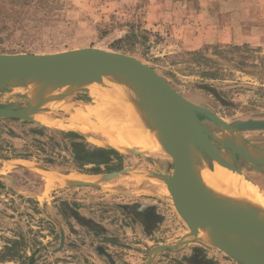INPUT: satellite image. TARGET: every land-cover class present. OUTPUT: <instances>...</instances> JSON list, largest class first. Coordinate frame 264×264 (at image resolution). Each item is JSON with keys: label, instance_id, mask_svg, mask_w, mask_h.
I'll return each instance as SVG.
<instances>
[{"label": "rangeland", "instance_id": "374dc122", "mask_svg": "<svg viewBox=\"0 0 264 264\" xmlns=\"http://www.w3.org/2000/svg\"><path fill=\"white\" fill-rule=\"evenodd\" d=\"M233 12L239 16L231 19ZM84 48L139 59L186 99L231 125L264 120V93L257 90L264 67V0H0V54L46 55ZM195 51L201 55L194 56ZM211 70L219 72L216 80L204 76ZM15 87L0 90V107L22 108L36 98L26 95L35 94L29 85ZM18 92L29 100L17 97ZM61 94L55 110L34 121L0 119V152L15 149L32 155L29 160L0 158V180L6 185L0 192V251L6 245L3 237L23 235L27 245L21 255L35 253V264H146L151 257V264H242L226 250L191 238L166 182L153 174L172 176V158L119 152L121 158L110 156V166L125 169V174L108 181L99 175L97 185L79 181L91 174L72 163L69 140L55 133H79L71 106L96 100L74 89ZM202 117L222 141L233 140L229 131ZM43 128L46 136L34 134ZM235 132L264 150V130ZM85 140L92 148H109ZM40 142L49 144L58 165L44 163L46 155L36 149ZM236 166L252 187L264 189V172L246 162ZM101 169L108 171L106 166ZM47 174L77 182L49 185ZM187 241L175 250L160 249Z\"/></svg>", "mask_w": 264, "mask_h": 264}, {"label": "water", "instance_id": "95a60500", "mask_svg": "<svg viewBox=\"0 0 264 264\" xmlns=\"http://www.w3.org/2000/svg\"><path fill=\"white\" fill-rule=\"evenodd\" d=\"M91 74L99 77H122L141 83L144 88L164 101L166 117L162 123L163 145L169 151L174 163L172 176L153 173L166 182L174 207L191 231V238L199 228L217 231L224 239L228 250L225 252L242 264H264V221L243 217L236 211L228 210L206 194L196 193L190 182V156L192 152L202 154L210 163L212 158L222 159L224 155L241 156L245 162L261 172L262 162L250 159L244 153L235 151L221 143L216 134L199 119L198 114L207 117L219 129L231 124L207 108L194 104L176 91L154 68L135 57L100 48H84L56 54H0V90L33 79L54 78L59 75ZM40 105L29 104L22 108L0 107V119L32 120ZM192 126L202 135L203 146L193 137ZM237 131H263L264 120L241 121L231 125ZM108 150H113L109 149ZM115 151V150H114ZM117 152V151H116ZM119 153V152H118ZM94 161H98L95 160ZM235 166L236 162L234 160ZM237 167V166H236ZM238 170H240L237 167ZM126 170L99 174L106 181L125 174ZM78 187H99L82 185ZM241 237L246 247L245 255L236 250L234 237ZM65 237H62V246ZM191 241L181 242L174 247H161L162 250L177 249ZM199 242V241H198ZM151 257L146 264H151Z\"/></svg>", "mask_w": 264, "mask_h": 264}, {"label": "bare ground", "instance_id": "6f19581e", "mask_svg": "<svg viewBox=\"0 0 264 264\" xmlns=\"http://www.w3.org/2000/svg\"><path fill=\"white\" fill-rule=\"evenodd\" d=\"M26 85L35 92L34 95H26L36 98L30 101L19 92L17 97L40 105L39 111L31 116L33 121L35 116L55 110L54 103L62 97L61 90L82 91L91 95L96 102L89 106L74 103L71 106L74 109L71 119L78 132L90 142L109 146L123 154L172 158L163 145L162 123L168 106L149 93L141 83L122 77L59 75L54 78L24 81L12 85L10 89ZM222 130L229 131L233 140L225 143L216 136L218 140L233 150L244 153L250 159L260 160L263 167L261 172H264V152L242 140L231 125ZM192 134L196 142L203 146L202 135L197 127L192 126ZM208 163L215 165V169L212 170ZM240 172L242 171L237 169L230 155H224L222 159L212 158L211 163L202 154L194 151L190 156V182L196 193L209 195L226 209L236 211L247 219L264 221V189L252 187ZM79 179L97 185L101 183L102 176H82ZM47 181L49 185L59 182L64 186L77 182L70 176L53 174H47ZM82 185L91 184L78 183L76 186ZM193 238L211 247L228 250L224 239L215 230L199 228ZM234 243L239 254L247 253L241 237H234Z\"/></svg>", "mask_w": 264, "mask_h": 264}, {"label": "trees", "instance_id": "16d2710c", "mask_svg": "<svg viewBox=\"0 0 264 264\" xmlns=\"http://www.w3.org/2000/svg\"><path fill=\"white\" fill-rule=\"evenodd\" d=\"M14 1V0H13ZM46 1L47 0H41ZM240 47H237L239 49ZM194 56L201 55V52H193ZM207 60V59H206ZM209 61V60H208ZM255 66V65H254ZM257 66V65H256ZM259 74L262 75L261 78V86L258 87V91L264 93V67L259 72ZM219 72L217 70H211L206 73H204V76L207 77V79L210 80H216L218 78ZM45 128H43L40 131H34V134L39 135L40 137L46 136L45 134ZM55 134H60L62 136H66L67 140H69L70 147L72 148V152L74 153V160L73 164H75L82 172L88 173L91 175H99V174H105L104 170L101 169V167L106 166L107 173H113L117 171H121L122 168H111L110 166V156L116 155L121 158V155L114 151V150H107L103 148H92L88 143H86V140L83 136L75 133V132H58ZM12 136H15L13 133H11ZM53 137V136H52ZM55 138H51V141L55 142ZM41 146L39 148H36L39 152L40 156L42 154H45V159H42L46 165L49 166H55L59 164V160L56 157V153L54 151L50 152L47 149L46 143L40 142ZM31 151H17L15 149L8 151V152H0V158L3 160H15V159H21V160H29L32 155L30 154ZM33 154V153H32ZM98 160L97 162L94 161ZM88 166H96L95 169H88ZM6 190V185L0 180V192ZM12 192V191H11ZM14 193V192H12ZM0 193V197H1ZM16 195V194H15ZM23 198V197H20ZM5 241L4 249L0 251V263H6V262H15L17 261V264H35V253L29 257L21 255V249L24 248L27 243L25 242V239L22 235V238L19 239H8L3 237Z\"/></svg>", "mask_w": 264, "mask_h": 264}, {"label": "flooded vegetation", "instance_id": "af4514ba", "mask_svg": "<svg viewBox=\"0 0 264 264\" xmlns=\"http://www.w3.org/2000/svg\"><path fill=\"white\" fill-rule=\"evenodd\" d=\"M198 116H199V118H200V120L202 121V123L206 126L207 124H206V122H205V120L203 119V117L201 116V115H199L198 114ZM209 122V121H208ZM207 122V123H208ZM234 124V123H233ZM232 124V125H233ZM207 128H208V126H206ZM238 132H240V133H242V132H245V131H238ZM77 134H79V133H77ZM80 135V134H79ZM82 136V135H81ZM216 136L217 137H219L217 134H216ZM84 137V136H83ZM85 138V137H84ZM220 138V137H219ZM222 140V139H221ZM257 147V146H256ZM258 149H260V150H263V149H261V148H259V147H257ZM264 151V150H263ZM234 158H235V160H236V163H237V165L239 166V164L240 163H243V162H245L244 160H243V158H241L239 155H234ZM172 170L170 169V172H171ZM86 175H89V174H86ZM97 176V175H96Z\"/></svg>", "mask_w": 264, "mask_h": 264}, {"label": "crops", "instance_id": "0c3cea01", "mask_svg": "<svg viewBox=\"0 0 264 264\" xmlns=\"http://www.w3.org/2000/svg\"><path fill=\"white\" fill-rule=\"evenodd\" d=\"M204 13H206V12H204ZM234 14H235L234 12L231 13V14H229L231 19H234V18H233L234 16H237V17L239 16V14H236V15H234ZM241 16H242V15H241ZM241 28H242V30H243L244 27L242 26ZM218 30H220V29L218 28ZM231 31H233V30H231ZM218 34H221V31H218ZM242 34L244 35V36L242 35L244 39L247 38V37H246V33L243 32ZM90 176H96V175H90ZM97 176H99V175H97Z\"/></svg>", "mask_w": 264, "mask_h": 264}]
</instances>
